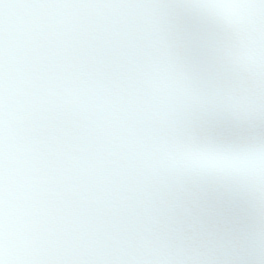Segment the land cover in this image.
I'll list each match as a JSON object with an SVG mask.
<instances>
[{"label":"snow or ice","instance_id":"obj_1","mask_svg":"<svg viewBox=\"0 0 264 264\" xmlns=\"http://www.w3.org/2000/svg\"><path fill=\"white\" fill-rule=\"evenodd\" d=\"M0 264H264V0H0Z\"/></svg>","mask_w":264,"mask_h":264}]
</instances>
